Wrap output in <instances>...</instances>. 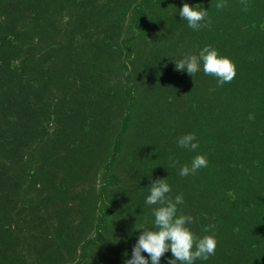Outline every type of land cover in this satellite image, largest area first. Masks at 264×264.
<instances>
[{
	"label": "trees",
	"instance_id": "trees-1",
	"mask_svg": "<svg viewBox=\"0 0 264 264\" xmlns=\"http://www.w3.org/2000/svg\"><path fill=\"white\" fill-rule=\"evenodd\" d=\"M205 46L230 83L176 70ZM156 179L218 240L194 264H264V0H0V264H125Z\"/></svg>",
	"mask_w": 264,
	"mask_h": 264
},
{
	"label": "clouds",
	"instance_id": "clouds-1",
	"mask_svg": "<svg viewBox=\"0 0 264 264\" xmlns=\"http://www.w3.org/2000/svg\"><path fill=\"white\" fill-rule=\"evenodd\" d=\"M223 2L217 3V8H224ZM179 15L186 20L188 26L194 30L202 27H208V10L199 7H193L184 3ZM207 21V22H206ZM19 61H14V65ZM202 70L205 75H211L217 78L219 86L230 83L237 75V68L229 57L221 55L215 48L205 46L197 54H186L183 59L175 61L176 70H186L190 76ZM190 94V93H189ZM187 95V94H185ZM178 146L195 151L199 144L196 142L194 133L181 136L178 139ZM179 161L170 166L175 167ZM208 161L204 155L195 156L191 165L184 164L180 167L179 174L188 176L195 174L199 169L207 167ZM150 194L146 198L147 205H157L153 208L154 228L142 229L137 243L132 250L131 259H127L125 264H160L161 258L166 252L171 250L174 259L168 261V264H194L197 259L207 260L215 254L218 246V240L215 234L198 237L188 226L194 222L190 215H178V205L184 203L182 195H177L174 199L170 197L172 191L167 179H156L150 184ZM214 228V225L205 227V232ZM143 253L150 256V261Z\"/></svg>",
	"mask_w": 264,
	"mask_h": 264
}]
</instances>
